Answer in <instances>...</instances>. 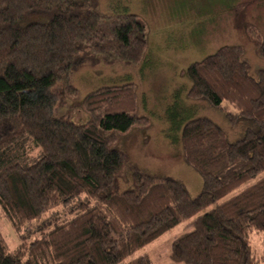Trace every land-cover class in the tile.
<instances>
[{
  "label": "trees",
  "instance_id": "16d2710c",
  "mask_svg": "<svg viewBox=\"0 0 264 264\" xmlns=\"http://www.w3.org/2000/svg\"><path fill=\"white\" fill-rule=\"evenodd\" d=\"M96 3L0 0V217L21 238L10 249L0 229V264H152L147 254L126 260L264 171V70L253 76L242 47L222 46L189 65L188 96L218 109L228 103L243 136L230 141L210 118L193 117L182 128V155L202 175L201 191L191 197L174 177L137 165L134 187L121 190L129 158L115 134L147 125L148 117L123 108L114 87L86 96L84 123L56 114V88L76 94L71 79L80 68L137 64L147 54L143 21L99 13ZM81 194L77 215L33 228ZM189 226L172 243L173 261L264 264V177ZM254 231L263 234L259 256Z\"/></svg>",
  "mask_w": 264,
  "mask_h": 264
},
{
  "label": "rangeland",
  "instance_id": "374dc122",
  "mask_svg": "<svg viewBox=\"0 0 264 264\" xmlns=\"http://www.w3.org/2000/svg\"><path fill=\"white\" fill-rule=\"evenodd\" d=\"M93 10L114 17L125 13L137 15L146 26L147 54L137 64L117 61L80 68L71 79L76 94L66 95L61 86L56 88L59 97L56 114L84 123L88 118L83 109L86 96L100 88H118L123 108L148 117L147 125L137 124L126 133L115 134L116 146L125 150L129 158L120 189L134 187L130 168L137 165L154 175L174 177L195 197L203 187V178L183 158L184 124L196 116L208 117L224 130L230 141L240 139L244 129L229 120V113L236 110L228 103L218 109L207 101L189 98L188 67L222 46H240L250 73L257 76L264 70V57L259 54V46L264 43V0H97ZM107 24L113 25L111 21ZM262 177L264 171L166 231L126 261L147 254L152 264H185L170 257L174 239L192 230L189 224L197 216ZM85 200L86 195L81 194L68 205L49 210L32 223L33 228L47 219L74 217L79 212L77 205ZM0 229L10 249L16 248L21 238L6 218L0 217ZM251 244L255 255L263 254V234L254 231Z\"/></svg>",
  "mask_w": 264,
  "mask_h": 264
}]
</instances>
